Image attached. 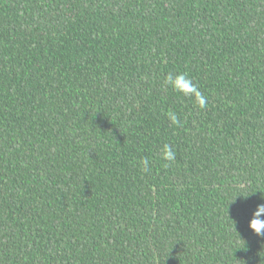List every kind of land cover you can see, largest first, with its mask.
I'll list each match as a JSON object with an SVG mask.
<instances>
[{
  "label": "trees",
  "instance_id": "1",
  "mask_svg": "<svg viewBox=\"0 0 264 264\" xmlns=\"http://www.w3.org/2000/svg\"><path fill=\"white\" fill-rule=\"evenodd\" d=\"M259 203L264 0H0V264H264Z\"/></svg>",
  "mask_w": 264,
  "mask_h": 264
},
{
  "label": "clouds",
  "instance_id": "2",
  "mask_svg": "<svg viewBox=\"0 0 264 264\" xmlns=\"http://www.w3.org/2000/svg\"><path fill=\"white\" fill-rule=\"evenodd\" d=\"M164 86L166 88H172L175 92H178L185 97L192 98L195 106H197L199 109H204L207 105V97L185 73H168L164 80ZM167 117L171 125H180L181 121L175 112L168 111ZM161 157L166 162L175 161L176 153L170 144L166 143L162 145ZM141 163L143 165L142 171L150 170L148 167L149 161L147 158H144ZM165 166H167V164ZM248 227L255 235L264 237V203H259L256 205L252 212L251 219L248 222Z\"/></svg>",
  "mask_w": 264,
  "mask_h": 264
}]
</instances>
